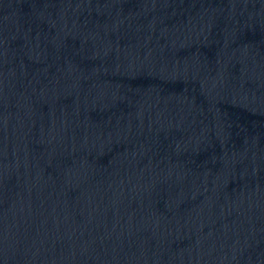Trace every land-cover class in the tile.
<instances>
[{"label": "water", "instance_id": "obj_1", "mask_svg": "<svg viewBox=\"0 0 264 264\" xmlns=\"http://www.w3.org/2000/svg\"><path fill=\"white\" fill-rule=\"evenodd\" d=\"M68 264H264V0H64Z\"/></svg>", "mask_w": 264, "mask_h": 264}]
</instances>
